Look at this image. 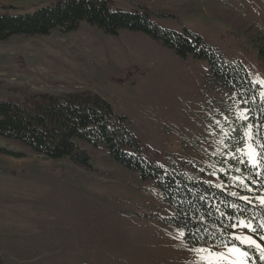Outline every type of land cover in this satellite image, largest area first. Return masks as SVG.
<instances>
[{"label": "rangeland", "instance_id": "obj_1", "mask_svg": "<svg viewBox=\"0 0 264 264\" xmlns=\"http://www.w3.org/2000/svg\"><path fill=\"white\" fill-rule=\"evenodd\" d=\"M57 1L0 0V12H33ZM109 2L112 10L146 8L162 28L197 34L241 67L261 97L264 0ZM210 70L208 60L180 57L143 32L109 35L83 22L69 34L0 41V101L93 92L127 117L135 136L158 151L163 167L224 189L222 174L230 168L234 185L233 168L241 164L232 157L247 160L239 114L249 107L236 89L218 85ZM0 146L23 155H0V264H193L199 258L191 249L204 243L192 246L179 237L184 229L175 223L176 208L157 183L121 167L107 150L82 144L89 168L2 139ZM256 163L247 164L258 168ZM257 197L264 194L255 197L261 205ZM234 232L244 236L247 230ZM248 234L264 245V234ZM236 243L248 256L234 258L264 262L260 248Z\"/></svg>", "mask_w": 264, "mask_h": 264}, {"label": "trees", "instance_id": "obj_2", "mask_svg": "<svg viewBox=\"0 0 264 264\" xmlns=\"http://www.w3.org/2000/svg\"><path fill=\"white\" fill-rule=\"evenodd\" d=\"M83 22L109 35H117L122 30L143 32L180 57L192 55L208 60L214 81L236 89L248 100L250 120L256 126L254 132L258 130V135L264 137V98L258 96L245 71L227 63L197 34L162 28L146 8L126 12L112 10L109 0H59L33 12L17 15L0 12V41H9L15 36H48L54 32L69 34ZM0 139L51 160L69 159L89 168L91 158L82 144L107 150L121 167L157 183L167 201L175 206V223L188 234L186 242L192 246L218 236L223 227L241 214L249 219L255 217V222H264V207L255 201L257 195L264 194V162L260 161L258 168H251L247 163L234 167V178H240L234 185L229 181L231 169L228 168L229 174H222L227 181L224 189L190 178L180 168L166 169L158 162V151L135 136L127 117L115 114L109 102L90 91L62 95L41 93L29 95L23 101H0ZM0 155L23 157L2 146ZM245 183L247 187L243 186ZM234 192L238 195L233 196ZM241 196L251 197L252 203H246ZM234 204L240 208H233ZM234 230L228 228V233ZM192 234L201 241L198 243ZM255 234L261 236L264 230ZM257 263L264 264L259 258Z\"/></svg>", "mask_w": 264, "mask_h": 264}, {"label": "snow or ice", "instance_id": "obj_3", "mask_svg": "<svg viewBox=\"0 0 264 264\" xmlns=\"http://www.w3.org/2000/svg\"><path fill=\"white\" fill-rule=\"evenodd\" d=\"M258 83L261 87H264V81H259ZM261 97L264 98V92L261 93ZM241 103L244 104L247 103V101H241ZM248 111V109L241 108L239 114V118L246 124L245 135L241 138L244 141V144L240 150L244 152L247 160H239V158L236 156H233L232 158L238 160L239 163H249L253 167H256L257 160L264 162V137L258 135V130L255 132L252 131L256 126L246 123L250 119L247 115ZM225 119H227V117H225ZM217 124H219V121H217ZM249 148H252L253 151H248ZM257 149L258 151H256ZM254 151L255 155L253 154ZM221 171H223V169H221ZM237 171H240V169H237ZM236 179L239 180L240 178L237 177ZM243 186L247 187L246 183ZM247 190L251 191L252 189L248 188ZM232 195L237 196L238 194L234 192ZM240 198L246 203H252L251 197L241 196ZM257 199L260 200L261 205H264V198L257 197ZM232 207L236 209L240 208V206L236 204L232 205ZM221 215H223V213H221ZM255 221V217L249 219L242 214L238 218H234L232 223L221 229L218 236L213 235L210 240L204 241L203 247H193L191 249V251L200 254L199 258L193 261V264H246L244 260L234 258L248 256V253L242 250L239 244L236 243L237 241L246 243L249 246L255 245L256 248H260L261 258L264 259V245L257 243L253 236L248 234H255L258 230L264 229V222ZM228 228H243L246 229L247 232L244 236H239L235 232L228 233ZM225 233H228L226 238ZM192 235L198 243L201 241L200 237L196 236L195 234ZM179 237L187 240L188 234H186L184 231H181L179 233ZM221 249H226V251Z\"/></svg>", "mask_w": 264, "mask_h": 264}]
</instances>
